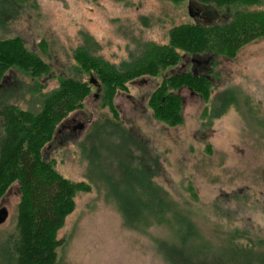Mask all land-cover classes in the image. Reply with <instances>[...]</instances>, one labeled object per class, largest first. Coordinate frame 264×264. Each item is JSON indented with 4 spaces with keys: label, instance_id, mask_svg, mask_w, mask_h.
<instances>
[{
    "label": "rangeland",
    "instance_id": "obj_1",
    "mask_svg": "<svg viewBox=\"0 0 264 264\" xmlns=\"http://www.w3.org/2000/svg\"><path fill=\"white\" fill-rule=\"evenodd\" d=\"M10 8L0 38H18L48 70L36 78L26 69L5 73L0 113L7 105L39 112L61 79L90 82L94 72L82 71L80 55L132 69L148 45L168 44L174 27L229 21V7L199 0H26ZM256 9L263 7H249ZM180 55L154 75L127 79L112 106L93 79L82 107L43 148L42 159L59 174L91 186L58 232L65 240L59 264H176L165 249L182 242L208 256L236 243L264 256V33L233 56ZM197 61L203 66L195 74L212 82L210 96L180 88L181 122L161 121L150 95ZM67 121L83 128L62 127ZM105 122L108 135L94 133ZM1 123L0 116V133ZM21 197L19 180L0 192V209L8 211L0 243L15 229ZM123 200L135 207L130 216Z\"/></svg>",
    "mask_w": 264,
    "mask_h": 264
},
{
    "label": "trees",
    "instance_id": "obj_2",
    "mask_svg": "<svg viewBox=\"0 0 264 264\" xmlns=\"http://www.w3.org/2000/svg\"><path fill=\"white\" fill-rule=\"evenodd\" d=\"M24 1L0 0V25L5 14L3 10L11 11L10 7L15 8ZM199 1L218 8L229 7V21L219 25L186 24L174 27L169 43L148 45L145 51L147 57L132 69L128 66L120 71V68L109 65L102 58L88 57L86 53L79 56L82 71L95 73L90 77L97 81L98 91H102L106 105L112 106L113 94L127 79L154 75L160 68L175 65L181 58L180 52L193 55L212 52L233 56L242 45L264 33V0ZM253 5L263 9L249 10ZM18 40L0 38V84L5 73L15 68L28 70L34 78L48 70L46 64L41 63ZM91 86L89 81L61 79L59 88L45 95L39 112L23 110L16 105H7L1 110L0 192L12 181L19 180L22 197L15 229L0 243V264H59L58 250L65 240L58 238V232L75 210L78 193L89 192L91 186L63 177L49 161L42 159V150L68 114L82 107ZM211 86L212 82L205 75L191 71L172 74L164 77L152 92L149 104L158 119L176 125L182 120V100L176 91L188 87L209 97ZM217 101L222 102L223 98L218 96ZM111 109L114 111L113 107ZM105 125L106 122L97 125L99 127L93 130L94 133L108 135L107 129L103 128ZM121 136L126 138L127 132L121 131ZM161 201L165 203L163 198ZM122 203L126 206L123 211L128 216L135 212L134 206H127L125 200ZM236 244L233 248L230 245L214 250L215 254L208 256L210 252L205 247L203 250L199 247L191 250L182 242L165 249V253L168 252L176 264H264V256L255 253L253 245L240 248V243Z\"/></svg>",
    "mask_w": 264,
    "mask_h": 264
},
{
    "label": "flooded vegetation",
    "instance_id": "obj_3",
    "mask_svg": "<svg viewBox=\"0 0 264 264\" xmlns=\"http://www.w3.org/2000/svg\"><path fill=\"white\" fill-rule=\"evenodd\" d=\"M197 62H198L197 64L193 65V73H195L197 70H199L203 66V63L201 61H197ZM74 121L76 122V120L74 118L70 120V122H74ZM68 123H69L68 121L66 123H62L63 125L61 124V126L71 128V130H73V131L75 129L81 130L83 128L82 124H77L75 126L70 127V125H68Z\"/></svg>",
    "mask_w": 264,
    "mask_h": 264
},
{
    "label": "water",
    "instance_id": "obj_4",
    "mask_svg": "<svg viewBox=\"0 0 264 264\" xmlns=\"http://www.w3.org/2000/svg\"><path fill=\"white\" fill-rule=\"evenodd\" d=\"M92 81L93 79H91V82ZM7 217H8V211L5 208L0 209V224L5 222Z\"/></svg>",
    "mask_w": 264,
    "mask_h": 264
},
{
    "label": "bare ground",
    "instance_id": "obj_5",
    "mask_svg": "<svg viewBox=\"0 0 264 264\" xmlns=\"http://www.w3.org/2000/svg\"><path fill=\"white\" fill-rule=\"evenodd\" d=\"M91 79H94L93 77ZM91 79H90V82H91ZM95 80V79H94ZM97 82V81H96ZM92 83V82H91Z\"/></svg>",
    "mask_w": 264,
    "mask_h": 264
}]
</instances>
